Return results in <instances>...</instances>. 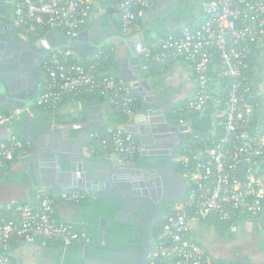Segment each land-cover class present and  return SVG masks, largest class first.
<instances>
[{"label": "built area", "instance_id": "2783aa9c", "mask_svg": "<svg viewBox=\"0 0 264 264\" xmlns=\"http://www.w3.org/2000/svg\"><path fill=\"white\" fill-rule=\"evenodd\" d=\"M93 1L110 2L121 31L128 33L139 28L140 12L158 0H15L11 19L30 40L38 41L50 31L70 38L89 25ZM198 6L202 19L197 24L160 37L140 53L142 71L148 68L143 61L162 66L177 60L189 63L195 91L176 112L209 108L221 126L217 137L207 136L201 139L202 146L175 157L186 192L163 209L149 252V257L168 264H212L211 257L186 236L191 218L218 220L234 233L242 220L264 216V122L253 115L252 92L244 71L250 44L264 45V0H199ZM104 52L106 56L107 47L92 57H80L70 48H57L44 56L40 61L44 80L34 106L56 108L68 98L92 93L104 97L127 121L132 119L137 111L132 85L101 70L99 59ZM214 67L217 76L227 79L224 89L216 93L209 88ZM23 112V108L0 103V171L19 160L25 149V141L13 127L23 119ZM94 137L90 150L105 148L124 163L133 162L141 151L136 137L120 127L106 128L102 136L95 133ZM94 196L88 190L56 193L37 186L33 202L8 203L0 209V264H27L12 255L13 242L40 246L48 241L63 246L84 242V230L59 218L57 206Z\"/></svg>", "mask_w": 264, "mask_h": 264}, {"label": "water", "instance_id": "95a60500", "mask_svg": "<svg viewBox=\"0 0 264 264\" xmlns=\"http://www.w3.org/2000/svg\"><path fill=\"white\" fill-rule=\"evenodd\" d=\"M7 9L9 7L5 4V0H0L1 31L9 39L22 40L17 34L15 25L8 19ZM88 34L90 38L87 40ZM96 39L115 46L113 59L116 64L118 62L121 64L115 73L131 83L132 91L140 99V107L132 121L134 128L128 130L138 136L141 146L140 155L145 159L144 165L121 162L116 154L95 157L86 152L87 141L91 139L93 133L106 126L107 121L103 122L100 119L92 121L86 116L81 122L64 124L38 122L36 124L38 130L31 127L29 113L26 111L27 108H32V112L41 111L34 108V99L41 87L40 84L31 96L25 89L18 92L0 90V103L8 107L25 109L22 131L29 142V147L22 153L21 161L34 172L41 186L56 193L66 189H80L105 195L115 200V219L123 222L125 217L132 226L137 227V237L133 241L139 246L137 250L105 248L104 250L113 253L106 261L101 256L93 255L90 244L84 243L81 246L82 264H121L118 263L119 259L128 260L127 264H146L152 247V228L162 218V203L178 202L186 192V180L173 167V151L176 146L167 141L171 138L177 141V145L181 144L184 134L189 131V125L168 119L173 106L165 95L159 96L155 93L143 77L140 53L146 42L141 32L127 35L115 26H102L100 20L96 19L92 25L84 28L76 36L68 38L63 34L54 33L35 41L33 44L38 48L35 59L42 58L57 48H70L80 57H92L100 46L96 44ZM120 57H123L121 61ZM41 124L50 129V132L40 133ZM35 135H39V139L47 142L36 141ZM165 162H169L170 165L162 168ZM151 168L157 169L159 173L169 172L164 176L166 191L157 198V202L150 198L149 191L145 187L139 186L145 180L156 177L151 174L148 178H144V172ZM133 176H139L140 183L133 180ZM155 181L160 191L162 189L160 181L157 178ZM127 186L130 195L126 193ZM130 204L135 207H131ZM132 218L135 221H132ZM98 229L102 233L104 242H107L105 216L99 218Z\"/></svg>", "mask_w": 264, "mask_h": 264}, {"label": "crops", "instance_id": "0c3cea01", "mask_svg": "<svg viewBox=\"0 0 264 264\" xmlns=\"http://www.w3.org/2000/svg\"><path fill=\"white\" fill-rule=\"evenodd\" d=\"M197 2L198 0H188V4L194 6L193 11L190 13L188 6L186 3H183L182 0L155 1L148 8L140 12L138 21L139 28L133 33L141 32L143 36H145L144 38L147 36L156 41L162 37L161 34L166 35L170 32H179L187 26L186 23L190 20L192 21L191 26L195 25L202 19V13ZM109 7L114 9L112 4H110ZM109 7L102 1L91 2V24L89 23L88 26L92 25L94 20L99 19L102 26H115L121 31L118 23L117 25L103 24L106 18L109 21L110 18L118 20V15L115 10L111 17H108L107 8ZM247 71L252 92L251 102L253 115L259 123H263L264 45L255 47L253 57L250 64L247 66ZM216 73V67H214L211 72L209 85L212 93L219 92L221 88V78L217 76ZM145 79L155 90V93L159 96L165 95L172 106L184 103L195 91V79L192 66L182 60L171 62L162 75H151ZM34 107L36 108V106ZM27 109L26 112L29 113V122L32 121L34 123L33 128L38 130L36 124L40 122V117L44 115L43 110L37 113L32 112L29 108ZM66 114L72 116L75 120L68 121ZM86 116L92 121L98 119L103 122L107 121L106 128L120 127L126 131L134 128L132 121L135 115L126 123H118L115 125L116 117L112 114L110 103L107 100H98L97 98L86 102L68 98L60 103L49 121L50 123L56 124L75 123L84 121ZM184 123L189 125V131L185 133V136L197 137L200 139L214 135L217 127V119L213 111L209 108L205 111L187 114V120L184 121ZM39 132L38 134L41 133ZM1 133L2 130L0 129V135ZM95 133L92 134L91 139L88 140L85 145L86 152L95 157L113 154L105 148L90 150L88 147L89 142L92 140ZM130 133L136 137L140 145L138 136L133 132ZM23 136L25 137L24 133ZM34 137L36 141L40 140L38 138L39 135H35ZM25 141L27 145L24 151L29 147L27 139ZM29 170L30 168H27L20 158L6 171H0V209L5 208V206L11 202H33L35 200V189L37 186H41V184L37 181L36 177L33 178L32 176H28ZM57 214L59 218L74 225L83 221L82 208L79 205L75 206L60 203L57 206ZM261 218L263 219L264 216L258 218V220H242L237 231L234 233L229 232L227 228L225 233L218 232L215 229V220L191 218L188 222L186 236L188 239L196 242L203 253L211 257L212 264H264V223H261ZM11 251L15 258L27 264H54L55 262L54 253H46L43 247L37 244L13 242Z\"/></svg>", "mask_w": 264, "mask_h": 264}, {"label": "trees", "instance_id": "16d2710c", "mask_svg": "<svg viewBox=\"0 0 264 264\" xmlns=\"http://www.w3.org/2000/svg\"><path fill=\"white\" fill-rule=\"evenodd\" d=\"M182 2L186 3V5L188 6V9L191 13V11H193V9H194V6H190L188 4V0H182ZM198 2H199V0H198ZM103 3H105L108 7L110 5V2H103ZM184 7H185V5H184ZM113 12H114V9L112 7L107 8L108 17H111ZM117 23L118 24L120 23L119 19L115 20V18H110V21H109L106 18V20H104L103 24L117 25ZM191 23H192V21L190 20L186 23V25L191 26ZM119 26H120V24H119ZM17 30L19 31V28H17ZM53 32H55V31H50V32H48V34H51ZM133 32H134V30H131L130 32L125 33V34H131ZM161 36L163 37V36H165V34H161ZM145 42H146V45H150L151 43L154 42V40L151 38H148L146 36ZM249 47H250V50L248 51V54H247L246 59H245L246 68L244 69V71H245L246 75L248 72L247 66H248V64H250V61L253 57V51L255 49L254 45L250 44ZM107 48H108V53L106 54V56H105V52H104L101 54V57L99 59L101 70L106 75H113L116 77H121L118 73H115V71H113L110 67L112 62H113V51L111 50L112 49L111 45H109ZM142 64H147V66H148L147 70L142 71L143 77H145V78H147L151 75H155V76L162 75L164 73V71L170 65V64H168V65L162 66L161 64H159L155 61H152V60L143 61ZM226 84H227V79L225 77H222L221 78V89L222 90L224 89ZM134 96H135L134 108L137 110L139 108V105H140V99L135 93H134ZM94 98H97L98 100H106L104 97L97 96V95L92 94V93L80 94L78 96L73 97V99L81 100L83 102L91 101ZM59 105L56 108H45V107H38L37 106L36 108L43 110V113H44V115L42 117H40L39 120L40 121L44 120L46 123L48 122V124H49L50 123L49 120L53 117L54 111L57 110ZM181 105H183V103L173 106V108L170 110V112L168 114V119L170 121L179 122V120H181L182 122H184L187 120V113L176 112V109ZM111 108H112V114L116 117V123H114L115 125L118 123H126L127 122V118L125 116H123L120 112H118L112 105H111ZM66 116H67L68 121L69 120L70 121L75 120V118L73 119V117L69 116L68 114H66ZM22 126H23V119L14 123L13 127H14L15 132L25 141L26 139L22 133ZM106 126L100 128L97 131L98 136H102L104 134V132L106 130ZM113 128H115V127H113ZM220 133H221V126H219L217 124V127L215 129V137H217ZM94 138L95 137L92 138V140L89 142V144L94 140ZM202 142L203 141L201 139L196 138V137H185L184 145L179 149V151L177 152L176 155L186 152L190 147H194V146L200 147V146H202ZM25 143H26V141H25ZM26 145L27 144H25L24 148L26 147ZM133 162H135L137 166H142L145 163V159H144V157H142L140 155V152H138L135 155ZM9 167H7L4 171H6ZM175 170L182 174L181 167H180L179 163H177V162L175 163ZM115 204L116 203H115L114 199L109 198L105 195H99V194H95L93 199H84V200L80 201L79 203L74 204L75 206L79 205L82 208V216H83L82 220L83 221H81L80 223L78 222L77 225L73 224V226L78 230H84L85 241L74 244V245H70V246H63L62 243H60L59 241H48L42 247L46 253H50V254L54 253V256H55L54 264H82V262H81V257H82L81 246L84 243L90 244L91 251H92L93 255L100 256L102 254L101 248L99 246L103 241V236H102V233L98 229L99 218L101 216H105L107 218V230H106L107 242H105L107 246L116 247V248H124V247L126 248L127 246L135 245V243L128 241V239L131 238V236H132L130 233L131 229L128 228L131 226L126 225L124 222H118L114 217V215H115V209H114ZM3 214L8 215L9 212L5 211ZM161 222H162V220L153 227V229H152L153 232L151 234L152 237H154L156 235V233L158 232V230L161 226ZM261 223H264V218L261 220ZM80 228H83V229H80ZM215 229L220 233H225L226 225L224 223L218 221V220H215ZM146 264H168V263H166L165 261L160 260V259H155V258L149 257Z\"/></svg>", "mask_w": 264, "mask_h": 264}, {"label": "flooded vegetation", "instance_id": "af4514ba", "mask_svg": "<svg viewBox=\"0 0 264 264\" xmlns=\"http://www.w3.org/2000/svg\"><path fill=\"white\" fill-rule=\"evenodd\" d=\"M14 2H15V0H5V4L8 5V7H9V9H7V11L9 14L8 19L11 23H13V21L11 19V13H12ZM87 27H89V26H87ZM16 31H17V34L22 38V40L20 38L9 39L7 37V35H4V33H2L1 28H0V90H8L9 92H11V91L18 92V91L25 89L27 91V93L31 96L35 93V90H37L39 84L41 86V82L44 78L43 72H42L41 67H40L41 58L35 59V56L37 54L36 51L38 49L37 46H35V44H33L35 41L27 39L24 36H22L19 33V31L17 30V27H16ZM94 32H96V31H94ZM98 34H102V33H98ZM89 38H90V35L88 34L87 40ZM96 44L100 45L98 47V51H100L103 48H106L109 45H111L112 51H113V56H114L115 51H116L115 46H113L112 44H110L108 42L102 43V40H100V39H96ZM122 59H123V57L119 58L120 61ZM120 65L121 64H119V62L116 64V62L113 59V62H112L110 67L113 71L116 72ZM30 110H32V109H30ZM23 116H24V113H23ZM40 123H45V121L44 120L40 121ZM30 126L34 127V123L32 121H30ZM40 132L41 133L50 132V129H47V127H45L41 124L40 125ZM182 137H183V135H182ZM185 137L186 136L184 134V138H183L184 140L179 145H177V141H175L174 139L170 138L167 141V143L170 142L171 144L176 146L174 148V151H173V167H174V169H175V163H176L175 162L176 154L179 151V149L184 145ZM41 141L47 142V140L40 138V142ZM165 149L167 150L168 148L166 147ZM169 165H170L169 162H165L162 164V168L168 167ZM168 173H169L168 171H162V173H159L157 171V169L151 168L148 171L144 172V178H148L151 174L156 175V177L154 179L145 180V182L139 186L145 187L149 191L150 198H152L153 200H155V202H157V200H158L157 198L161 194H163L164 191H166L167 187L164 183V176L167 175ZM31 175L33 178L36 177L34 172L32 170H29L28 176L31 177ZM156 178H157V180L160 181L159 184H161L160 186L162 187V189L160 191L157 189V185H156L157 181H155ZM133 180L140 183L139 176H133ZM128 188H129V186L126 187V193H127V195H130L131 193H130V190ZM170 203L171 202L164 201L161 206L164 209ZM130 205H131V207H135L133 204H130ZM126 206H128V204ZM123 220H125L123 222L126 225L131 226L128 228L131 229L130 233L132 236H131V238L128 239V241L133 242L137 237V227L132 226L130 224V222L128 221V219H125V217H123ZM132 221H135V219L132 218ZM152 232H153V230L151 231V234H152ZM99 247L101 248V251H102V254L100 256L103 257L107 261L110 258V255L113 253H110V252L104 250L105 248L109 247L106 245L104 240L102 241V243L100 244ZM110 248L120 249V250H133V249L137 250L139 248V246H138V244L135 243V245L127 246L126 248L125 247L124 248L110 247ZM118 263L127 264L128 260L119 259Z\"/></svg>", "mask_w": 264, "mask_h": 264}]
</instances>
